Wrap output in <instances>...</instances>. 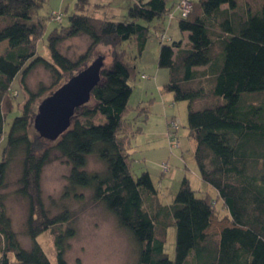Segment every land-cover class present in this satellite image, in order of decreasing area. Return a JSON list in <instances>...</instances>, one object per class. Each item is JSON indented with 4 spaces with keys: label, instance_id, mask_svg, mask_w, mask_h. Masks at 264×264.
I'll return each instance as SVG.
<instances>
[{
    "label": "trees",
    "instance_id": "1",
    "mask_svg": "<svg viewBox=\"0 0 264 264\" xmlns=\"http://www.w3.org/2000/svg\"><path fill=\"white\" fill-rule=\"evenodd\" d=\"M45 1L0 0V43L6 42L0 54V139L6 134L5 116L13 108V103L6 108L5 100L15 76H20L27 95L1 152L0 264H51L37 242L47 230L54 235L56 264H66L69 241L76 233L67 204L83 200L85 190L131 238L136 247L133 264H264V99L256 103V97L264 96V0L253 6L245 0L241 11L239 0H198L187 18L178 21L187 42L159 45L157 67L169 71L163 90L172 93L174 102H187V136L194 142L198 175L228 213L215 232L210 194H198L182 178L173 202L162 204L150 174L142 171L136 176L127 152L138 132L125 116L134 66L120 46L134 40L138 53L143 52L148 24L164 18L166 0L134 1L123 21L97 18L90 0H76L68 26L48 37L51 62L36 52L45 29L37 9ZM77 36H86L89 46L71 60L57 47ZM99 44L111 48V62L101 68L99 82L89 101L75 110L70 127L52 144L32 135L35 103L48 89L29 91L25 83L29 73L42 66L53 78L50 87L64 79L63 85L85 67ZM52 151L69 172L61 195L50 198L48 205L41 176ZM91 156L102 170L86 169ZM12 169L16 171L12 192L26 207L27 248L12 228L5 203ZM54 209L58 211L53 214ZM162 216L169 217L175 228L173 260L164 251L163 238L156 235ZM166 226L162 224L163 230Z\"/></svg>",
    "mask_w": 264,
    "mask_h": 264
},
{
    "label": "rangeland",
    "instance_id": "2",
    "mask_svg": "<svg viewBox=\"0 0 264 264\" xmlns=\"http://www.w3.org/2000/svg\"><path fill=\"white\" fill-rule=\"evenodd\" d=\"M134 1L137 0H90V4L96 10L95 13L92 11L95 17L104 20L123 21L127 18L128 9ZM177 2L178 0H166L168 12L164 18L155 19L148 24L147 41L143 52L138 53L134 40L123 42L120 46L129 54L132 59L131 65L134 66L133 76L129 80L132 91L128 99L125 116L138 131L136 133L137 138H140L139 145L136 147L132 146L134 138L130 140L128 149L132 147L134 152L132 157L131 155L129 157L132 159L133 173L136 176L142 171L148 170L154 187L158 191V199L162 204L168 205L173 202L179 183L184 177L190 180V187L196 190L198 194H210L207 196L213 201L214 213L211 232H215L220 226L219 223L222 224L226 221L227 210L221 200L218 199L215 191L203 183L198 176L193 156L194 142L187 136V102H174L172 93L163 90V86L169 80V71L166 68L157 67L160 43L168 44L171 42L169 36H172L173 41L185 42V39H182L184 36L178 28L179 12L175 8ZM191 2L192 6L195 7L193 3H198V0H191ZM244 2L245 0H239L240 11L244 9ZM75 3L76 0H46L37 9V16L41 17L45 23L43 34L36 43V52L42 58L52 61L47 47L48 37L55 29L68 26L69 18L75 12ZM250 3L253 6L259 2L250 0ZM52 12L59 13L61 20H55L51 16ZM161 21L162 24L164 23L163 30L161 29ZM162 34L166 40L165 38L160 40L159 36ZM5 46L6 42L0 43V54L4 51ZM88 46L89 39L86 36H77L63 41L57 49L62 55L75 60L86 52ZM111 51L108 45H97L92 50L85 67L99 57L103 58V66H108L111 62ZM142 75L145 78H141ZM63 80L50 87L53 78L42 66L35 67L29 73L25 81L29 91L36 92L40 86L48 89L37 99L36 110L38 104L58 89V86L64 82ZM11 87L10 95L5 100L6 108H12L13 103V108L5 116L4 130L6 134L13 119L21 115L23 100L27 99L25 91L20 86L19 75L15 76ZM256 99V103H259L264 99V96H258ZM171 119L177 120L179 124L176 132L178 146L173 149H170L166 137L169 129L168 122ZM33 126L32 120V135H38L39 138L49 144L57 141V137L54 139L41 137ZM6 134L0 139V160L2 149L6 143ZM50 156V161L44 166L41 176L42 196L44 203L48 205L50 198L57 199L61 195L66 184L65 177L69 172V166L56 152L52 151ZM162 164H167L168 172L162 173ZM86 169L88 171H100L103 167L97 159L91 156L88 158ZM15 178L16 171L12 169L8 175L9 186L4 191L5 203L12 228L22 246L27 248L30 246V241L23 234L26 207L22 201L15 198L12 192ZM82 193L84 194L83 200L78 202L69 200L67 204L74 214L71 225L76 233L69 241V247L65 254L66 264H133L136 258V247L129 235L117 225L111 213L102 205L95 204L90 200L88 190L82 191ZM57 211L52 210L53 214ZM162 224L168 226L163 230ZM170 224V218L162 216L156 225V235L163 238L164 251L168 258L173 260L175 255V228ZM53 239V233L51 230H47L37 237V242L51 264H56Z\"/></svg>",
    "mask_w": 264,
    "mask_h": 264
},
{
    "label": "water",
    "instance_id": "3",
    "mask_svg": "<svg viewBox=\"0 0 264 264\" xmlns=\"http://www.w3.org/2000/svg\"><path fill=\"white\" fill-rule=\"evenodd\" d=\"M102 59L84 67L38 104L33 127L41 137L58 138L70 127L75 110L89 101L91 90L100 80Z\"/></svg>",
    "mask_w": 264,
    "mask_h": 264
},
{
    "label": "built area",
    "instance_id": "4",
    "mask_svg": "<svg viewBox=\"0 0 264 264\" xmlns=\"http://www.w3.org/2000/svg\"><path fill=\"white\" fill-rule=\"evenodd\" d=\"M175 8L179 12V18L185 19V18H187L188 14L192 8V2H191V0H178ZM168 15H169V13L167 14V16ZM51 16H53L54 19L57 21L61 20V16L59 15V13L52 12ZM170 16L172 17L171 14H170ZM159 38L161 41L164 40V38L166 40V37L163 34L160 35ZM141 78H145V76L142 75ZM168 126H169V129L167 130L166 137H167L168 142L170 144V149H173V148L178 146V137L176 136V132L179 128L178 121L171 119L168 122ZM161 170H162V173H166L169 171V167L167 166V164H162Z\"/></svg>",
    "mask_w": 264,
    "mask_h": 264
},
{
    "label": "crops",
    "instance_id": "5",
    "mask_svg": "<svg viewBox=\"0 0 264 264\" xmlns=\"http://www.w3.org/2000/svg\"><path fill=\"white\" fill-rule=\"evenodd\" d=\"M159 23V22H158ZM161 23V29L163 30L164 29V23L162 24V21L160 22ZM163 25V26H162ZM171 25V24H170ZM166 27V26H165ZM181 34L184 36V38H182V39H185V42L183 41V43H182V45L183 44H185L186 42H187V33L186 32H181ZM170 38H171V40H173L172 39V36H169ZM158 50H159V48H158ZM188 133V132H187ZM136 135V134H135ZM134 135V137H132V138H134L133 140V142H132V146H138L139 145V142H140V138L138 137L137 138V135L135 136ZM168 141V140H167ZM169 143V142H168ZM134 147V148H135ZM127 152H128V154L129 155H131V157H132V154H133V152H134V150L132 149V147L130 148V149H128L127 150ZM133 169V168H132ZM145 171H147L148 172V170H145ZM198 172V171H197ZM149 173V172H148ZM199 176V175H198ZM184 178H186V177H184ZM200 178V177H199ZM189 181V183H190V180H188Z\"/></svg>",
    "mask_w": 264,
    "mask_h": 264
}]
</instances>
